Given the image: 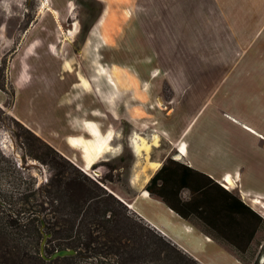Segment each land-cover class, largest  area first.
Listing matches in <instances>:
<instances>
[{"label":"rangeland","instance_id":"rangeland-1","mask_svg":"<svg viewBox=\"0 0 264 264\" xmlns=\"http://www.w3.org/2000/svg\"><path fill=\"white\" fill-rule=\"evenodd\" d=\"M63 1L62 14L54 18L46 7L55 6V0H7V7L3 5L6 0H0V84L14 90L10 100L0 88L5 96L0 102V187L42 195L52 174L47 163L26 153L13 116L89 176L109 178L103 187L130 201L141 195L131 179L141 173L145 162L144 154L137 156L132 151L135 133L149 142L157 133L159 145L150 146L152 159L177 157L175 145L181 143L184 127L197 115L214 83L229 79L231 64L262 63L263 55L248 54L262 51L264 44L229 40L230 50L203 46L198 36L206 31L204 26L189 23L198 13L183 6L192 0ZM108 3L112 17H108L105 31L111 41L101 44L99 38H92L85 47ZM173 19L175 22H168ZM65 61H69L68 67ZM97 63L122 68L134 81L109 100L105 96L109 84L96 73ZM79 74L90 79L88 89L80 86ZM93 77H99L98 81ZM133 86H137L139 97L134 96ZM94 109L98 116L91 114ZM85 119L114 135L110 152L97 157L86 170L80 149L65 139L69 134L87 136L81 127ZM40 216L41 226L52 220L48 214ZM261 229L264 235V225ZM217 243L213 239V244ZM27 245L30 247L29 242ZM256 250L240 254L239 259L247 264Z\"/></svg>","mask_w":264,"mask_h":264},{"label":"trees","instance_id":"trees-1","mask_svg":"<svg viewBox=\"0 0 264 264\" xmlns=\"http://www.w3.org/2000/svg\"><path fill=\"white\" fill-rule=\"evenodd\" d=\"M0 88L13 100L12 88L1 84ZM11 117L21 129L17 135L22 136L26 153L47 163L52 174L42 195L0 187V264H201L107 191L102 183L109 178L89 176ZM144 188L182 218L201 222L206 234L230 244L238 255L248 252L255 232L264 225V219L238 196L171 157ZM183 188L190 192L186 200L179 195ZM40 213L52 220L41 226ZM44 234L47 255L59 248L76 253L45 260L39 252Z\"/></svg>","mask_w":264,"mask_h":264},{"label":"crops","instance_id":"crops-1","mask_svg":"<svg viewBox=\"0 0 264 264\" xmlns=\"http://www.w3.org/2000/svg\"><path fill=\"white\" fill-rule=\"evenodd\" d=\"M55 2V6L50 7L52 10L46 9L58 18L64 1ZM4 4L7 7V0ZM183 6L198 13L189 23L204 26L206 31L198 38L211 50H230V41L253 40L264 44V0H192L190 3L185 1ZM20 49L21 44L17 46L16 54ZM257 54L264 56V49L248 56ZM229 68V79L214 83L197 115L190 117L182 133V147L175 145L177 157L171 158L208 175L264 219L261 207L251 202L252 199L264 202V61L231 64ZM4 100V92L0 90V102ZM164 161H160V166ZM227 176L233 187L227 186ZM179 195L186 200L190 192L183 188ZM123 201L200 263L246 264L230 244L219 242L214 245V238L205 233L207 229L201 222L182 218L147 191L141 190V195L138 193L130 201ZM248 248L257 250L247 264H264L261 228L255 232Z\"/></svg>","mask_w":264,"mask_h":264},{"label":"bare ground","instance_id":"bare-ground-1","mask_svg":"<svg viewBox=\"0 0 264 264\" xmlns=\"http://www.w3.org/2000/svg\"><path fill=\"white\" fill-rule=\"evenodd\" d=\"M47 9H50L49 6H47ZM126 12H128V10H126ZM108 17H112L111 15H109V3L106 4L105 10L102 13L100 19L89 33L85 47L89 45L90 41H92V38H96V39L99 38L101 44L102 43L105 44L106 42L111 41L110 35L107 34V32L105 31L106 29L105 26L107 24ZM109 19L111 20V18ZM74 29H76V24L74 26ZM70 32L73 33L72 31ZM64 66L68 67L69 61H65ZM96 73L99 74L100 76H103L104 78L103 80L107 81V84H109V92L105 94L106 98L109 100L112 97H116V95L120 91L122 92L124 90H127L128 87L131 86L130 85L131 82L134 81V77L128 71L116 66L105 67V65L101 63H97ZM98 78L99 77H93L92 79L98 81ZM78 79L80 82L79 84H81L80 86H82L84 89H88L91 86V81L89 78L87 79L79 74ZM98 90L99 93L103 95L101 89L99 88V84H98ZM132 91L135 97H139L137 86H133ZM91 114L98 116L99 111L97 109H94L91 111ZM81 127L84 129L87 136L82 133L76 135L69 134L66 136L65 139L69 145H71L74 148L80 149L81 162L82 164H84L83 168L86 170L91 167V165L95 162L97 157H99L102 154H106L107 152H110V149L112 148V140L114 139V135L112 134L110 129H107L104 132H102L98 124H96L92 120L85 119ZM150 137H151V142H149L144 136L136 132L134 136L135 139L133 138L134 140H132L131 143L132 151L134 152L135 155L141 156L142 154H144L143 157L145 162L141 168V173L139 174L135 173L131 179V184L134 187H137L141 190H144V188H142L143 185L148 181L152 173L159 168L161 163L160 161L154 160L151 158V156H149L151 144L154 146L159 145L158 143L159 138L157 133H153V135ZM181 147L182 146L180 144V148ZM225 182L228 187H233L232 180L229 176L226 177ZM251 202L253 203L254 206L255 205L260 206L261 207L260 213L264 215V202L258 199H252Z\"/></svg>","mask_w":264,"mask_h":264},{"label":"water","instance_id":"water-1","mask_svg":"<svg viewBox=\"0 0 264 264\" xmlns=\"http://www.w3.org/2000/svg\"><path fill=\"white\" fill-rule=\"evenodd\" d=\"M86 172V171H85ZM106 188V187H105ZM107 189V188H106ZM109 190V189H107ZM144 190H146L144 188ZM110 191V190H109ZM112 192V191H110ZM115 196H117L120 200H123L120 196H118L116 193L112 192ZM46 234L43 235V239L41 241L40 244V255L42 256V258H44L45 260H52L55 259L57 257H62V256H67V255H73L76 253V251L73 248H59V249H55L52 253H50L49 255H47L44 251V240H45Z\"/></svg>","mask_w":264,"mask_h":264}]
</instances>
